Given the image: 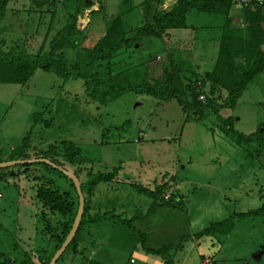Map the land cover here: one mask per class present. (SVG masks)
<instances>
[{"label": "rangeland", "instance_id": "1", "mask_svg": "<svg viewBox=\"0 0 264 264\" xmlns=\"http://www.w3.org/2000/svg\"><path fill=\"white\" fill-rule=\"evenodd\" d=\"M22 1L15 0L7 7L3 21L6 30L29 32L34 28L36 8L31 6L28 15L21 7ZM141 1L127 0L123 4L122 0H86L92 5L79 12L76 27L94 41L104 32L105 23L111 16ZM174 1L162 0L160 7L165 9ZM62 2L56 0L47 41L63 23L66 9ZM137 9L141 12L140 6ZM137 9L127 12V23L136 25L142 12L130 14ZM47 17L39 25L41 33L48 23ZM199 21L206 23L205 17L197 23ZM41 38V35L34 38L30 50L38 48ZM189 45L191 48L187 50H193L192 67L201 77L210 69L217 45L204 31L197 32L196 41ZM147 50L144 52L152 55L150 64L154 68L153 74L157 75L160 64L165 61L163 48L156 44ZM186 58L188 56L182 54L174 56L181 66ZM135 64L137 57L131 49L113 59L114 69H127ZM184 75H188L187 71ZM184 75L181 79L186 82ZM197 88L204 95L198 100L205 101L209 95L207 84ZM216 96L222 103L225 92L221 90ZM220 114L233 117V130L237 132L255 131L264 122V70L247 84L235 106L222 108ZM217 124L212 113H205L198 120H185L175 100L162 101L131 91L100 105L87 97L81 79L63 80L41 69H36L24 85L0 82V153L4 157L21 145L24 137V150L29 155L45 151L61 141H72L88 160L80 165L83 180L87 170L108 172L116 168V180L97 184L88 197L90 201L94 198L95 213L132 219L150 204V199L137 188L153 187L163 181L168 183L169 188L162 197L164 200L171 197L174 206L166 205L160 209L159 212H166L160 217V223L149 216L132 219V226L137 231L148 232L143 244L131 228L110 220L109 225H114V229L110 230L111 239L107 238L110 239L109 246L119 248L127 257L125 244L132 246L139 242L142 249L139 247L136 253L141 257L135 258L140 262L151 257L144 248L181 241L192 257L197 259V253H202L213 258V264H264V213L234 216L233 227L226 236L194 237L211 222L257 208L262 203L260 188L264 181L260 176L264 175V169L260 165L264 162V150L256 159L247 158L235 143L233 132H223ZM16 170L13 168L14 172ZM35 175L39 178H34ZM47 178L52 179L53 188L73 194L74 189L66 179L42 166L33 165L27 176L19 174L0 180V251L8 261L6 264H22L25 259L29 263H39V256L45 260L54 249L62 218L56 213L48 214L34 198L37 184ZM145 204L146 208L142 209ZM139 208L142 210L136 211ZM106 220L99 229L100 234L110 227L106 226ZM48 222L49 232L56 233L53 238L44 229ZM84 230L79 236L85 242L91 241L92 235L87 236L88 227ZM132 235L137 241L132 240ZM182 236H185L184 241L180 240ZM221 245L224 249L216 251ZM89 250L86 248L84 254ZM54 264H81L80 255L65 251Z\"/></svg>", "mask_w": 264, "mask_h": 264}, {"label": "trees", "instance_id": "2", "mask_svg": "<svg viewBox=\"0 0 264 264\" xmlns=\"http://www.w3.org/2000/svg\"><path fill=\"white\" fill-rule=\"evenodd\" d=\"M15 0H0V82L24 85L36 69L51 72L56 76L67 79H81L84 92L90 101L98 104H106L115 100L124 92L131 91L150 95L158 100H175L181 111L188 118L201 119L205 113H212L218 123L217 126L223 132H233L235 143L240 146L247 158L256 159L264 150V122L253 132L241 133L233 130L234 119L228 115L222 117V108H233L248 83L253 77L264 70V2L260 5L238 7L234 0H175L170 6L162 9V0H142L134 6L123 9L111 16L105 23L104 32L94 41L87 34L76 27L79 12L92 4L86 0H63L62 5L66 9L62 25L54 31L47 41L54 19V6L56 0H24L21 7L29 13L31 6L35 7L36 23L32 31H8L3 21L7 7ZM28 1V4L25 2ZM127 0H122L125 4ZM47 6V9L43 10ZM141 7L142 15L136 25L128 20L130 10ZM139 9L130 15H138ZM129 15V16H130ZM33 17V14L31 15ZM48 16V17H47ZM45 23L44 32L41 33L39 25ZM205 17V24L197 23L198 19ZM191 19V20H190ZM193 19V20H192ZM206 32L209 40L216 43V53L212 58V65L203 76L192 67L191 46L189 42L196 41V33ZM42 36L38 48L30 50L31 43L37 36ZM160 40V41H156ZM47 41V42H46ZM45 42L47 45L45 46ZM160 45L165 54V61L160 64V73L154 75L151 66V54L145 50ZM173 44V46H172ZM177 45V46H176ZM32 47V46H31ZM146 48V49H145ZM131 49L137 57V64L127 69L113 68V59L125 50ZM188 49V50H187ZM69 51V53H68ZM148 51V50H147ZM68 53V55H67ZM72 54V55H71ZM188 56L181 66L174 60L175 55ZM187 65V67H185ZM125 69V70H124ZM187 71L188 75H184ZM184 75L186 82L181 76ZM207 84L208 96L205 101L198 100L199 91L196 83ZM225 92L224 101H217L216 93ZM140 138V136H139ZM25 137L22 144L10 150L5 158L0 153V162L7 160H25L14 165L15 167H0V180L8 176L28 175L33 165L42 166L45 170L55 172L56 175L66 179L74 189L71 192L59 191L53 188L52 179L37 184L34 198L48 214H58L61 218V230L56 236V243L51 254L39 263H29L27 259L22 264H47L54 251L65 238L78 207V196L72 181L62 171H72L78 178L80 189L84 197V207L79 226L75 236L65 248V251L78 253L80 259L86 264H97L96 261L84 257L78 248V236L88 223H96L103 219L112 220L115 223L128 226L137 233L140 243L143 244L145 234L137 231L132 226V219H144L153 214L160 206H174L171 197L164 200L162 195L168 190L166 181L155 184L153 187L139 186L137 191L150 199V204L132 219L123 218L120 215L106 213L88 214L90 204L89 196L99 183L116 180V168L108 172L87 170L85 179L81 177L80 165L88 162L82 156L79 147L72 141H61L58 145H50L45 151H36L29 155L25 150ZM254 155V156H253ZM31 158H45L51 164L44 161L27 162ZM67 165L72 168H68ZM260 167L264 169V162ZM37 168H34L36 170ZM33 175V173H31ZM166 175V174H165ZM263 175V174H262ZM34 178H39L37 175ZM264 181V175L260 176ZM264 184V183H263ZM260 188L262 203L259 207L231 214L225 218L211 222L194 234L195 238L204 235H227L233 227V217L252 216L264 213V185ZM47 214V215H48ZM46 215V214H45ZM49 222L44 228L48 232ZM53 238L54 233H48ZM180 240H185L182 236ZM183 249L182 242L177 244H164L157 249L144 248L145 252L164 256L166 264H172V254ZM0 251V264L8 261L3 258ZM60 257V256H59ZM7 261V262H6Z\"/></svg>", "mask_w": 264, "mask_h": 264}, {"label": "crops", "instance_id": "3", "mask_svg": "<svg viewBox=\"0 0 264 264\" xmlns=\"http://www.w3.org/2000/svg\"><path fill=\"white\" fill-rule=\"evenodd\" d=\"M237 5V4H236ZM240 7L239 5H237V8ZM262 26L264 28V22L262 23ZM1 151V149H0ZM2 153V152H1ZM6 157V156H5ZM2 155V158H5ZM93 202H94V198L92 199V201H90L89 204V208H88V214L89 215H93L96 214L95 211H93ZM147 203H149V201H147ZM147 206V204L144 205V207L142 209H145ZM166 206V205H165ZM169 206V205H167ZM164 207V206H160L158 207L153 214L149 215L150 218H152L154 220V222L156 220L159 221L160 223V217L161 216H165L166 212H159L160 209ZM171 207V206H170ZM142 209H136L137 210H142ZM140 219V218H139ZM105 220V219H103ZM103 220L96 222V223H88L86 226L88 227V235H92L91 241H86L84 239H82V234L85 232V230L80 232V236H78V248L81 249L80 251L83 252L84 257H86V259L88 260H93L96 261L97 264H161L164 262V258L161 255L160 259H159V254H154V256L152 255V253H148L151 255V257H146V260H143L142 262L137 261L138 259H136L135 257L137 255H139L136 252H139V247L141 248L139 242H135V245L129 246L127 244H125V247L128 249V252L130 251V253L127 252L128 256L124 257V255L122 254L123 251L119 250V248L114 249L113 247L109 246V241L111 239V231L114 229V225H109L111 222L110 220H106L107 221V225L106 226H110L108 228V231L106 230V232L104 233H99V229L100 227H102L103 224ZM157 222V221H156ZM111 230V231H110ZM145 233V237H146V232ZM226 236V235H224ZM110 238V239H107ZM132 240L137 241L135 236L133 238V235L131 236ZM121 241V240H120ZM99 245V246H98ZM160 246H155L153 247H148V248H152V249H157ZM86 248H90L89 253L84 254V250ZM142 249V248H141ZM222 249H224V246L221 245L216 251H221ZM191 251H186V249H183L179 252H176L174 254H172V258H173V263L172 264H213V258H210L209 256H205V254L202 253H197V259H195L194 257L191 256ZM144 254V253H142ZM141 257V255H139ZM143 256V255H142ZM80 259V263L81 264H85V263ZM196 262V263H193Z\"/></svg>", "mask_w": 264, "mask_h": 264}, {"label": "water", "instance_id": "4", "mask_svg": "<svg viewBox=\"0 0 264 264\" xmlns=\"http://www.w3.org/2000/svg\"><path fill=\"white\" fill-rule=\"evenodd\" d=\"M24 161L25 160H20V159H18V160H7V161L0 162V167H2V168L10 167V166L22 163ZM26 161L27 162L44 161L48 164H51V162L45 158H39V159L38 158H31V159H27ZM62 171L67 175V177L73 183V186H74L75 191H76L77 196H78V207H77L74 219L71 223L70 229L68 230V233L66 234L65 238L61 242L60 246L54 251L53 255L51 256V258L49 259L47 264H54L57 261V259L59 258V256L64 252L65 248L71 242L73 237L75 236V233H76L77 228L79 226L80 219L82 217V212H83V207H84V197L82 195L79 180H78L77 176L72 171H65V170H62Z\"/></svg>", "mask_w": 264, "mask_h": 264}, {"label": "built area", "instance_id": "5", "mask_svg": "<svg viewBox=\"0 0 264 264\" xmlns=\"http://www.w3.org/2000/svg\"><path fill=\"white\" fill-rule=\"evenodd\" d=\"M236 2L237 5L241 6V7H247V6H254V5H260L264 2V0H234ZM198 83V87L200 88L201 83ZM199 98H204L203 93H199L198 95Z\"/></svg>", "mask_w": 264, "mask_h": 264}]
</instances>
